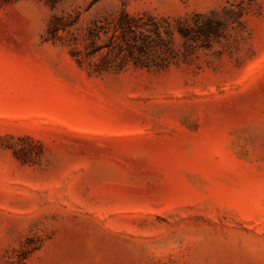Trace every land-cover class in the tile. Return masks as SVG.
I'll return each instance as SVG.
<instances>
[{
	"label": "rangeland",
	"instance_id": "obj_1",
	"mask_svg": "<svg viewBox=\"0 0 264 264\" xmlns=\"http://www.w3.org/2000/svg\"><path fill=\"white\" fill-rule=\"evenodd\" d=\"M0 264H264V0H0Z\"/></svg>",
	"mask_w": 264,
	"mask_h": 264
}]
</instances>
